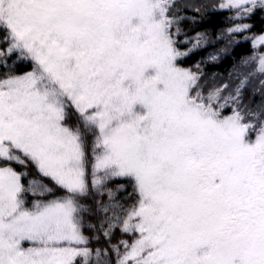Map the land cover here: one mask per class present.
Instances as JSON below:
<instances>
[{
    "label": "snow or ice",
    "instance_id": "6c2138e0",
    "mask_svg": "<svg viewBox=\"0 0 264 264\" xmlns=\"http://www.w3.org/2000/svg\"><path fill=\"white\" fill-rule=\"evenodd\" d=\"M257 17L264 0H0V264H264Z\"/></svg>",
    "mask_w": 264,
    "mask_h": 264
},
{
    "label": "trees",
    "instance_id": "16d2710c",
    "mask_svg": "<svg viewBox=\"0 0 264 264\" xmlns=\"http://www.w3.org/2000/svg\"><path fill=\"white\" fill-rule=\"evenodd\" d=\"M253 23L256 26L255 30H259L261 27H264V22H262L260 17H257L253 21ZM222 26H223V17L217 15V16H213L210 20H208L203 25L198 26V29L199 28H210L212 30H215ZM211 50L212 49H207V51H211ZM248 50H249V46L247 44H242L236 48L235 53L233 55L238 59L240 55L246 53ZM204 55H206V51L196 52L192 55L191 61H195ZM231 62H232L231 58L224 60L223 63L220 65L219 70L223 71L225 68H227L231 64ZM209 70H212V69L210 68Z\"/></svg>",
    "mask_w": 264,
    "mask_h": 264
}]
</instances>
